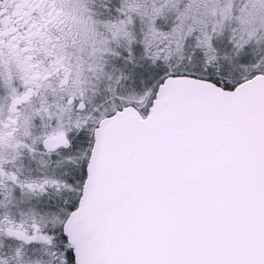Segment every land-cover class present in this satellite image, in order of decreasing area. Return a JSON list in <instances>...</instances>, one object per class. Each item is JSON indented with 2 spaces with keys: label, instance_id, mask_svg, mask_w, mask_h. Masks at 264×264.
I'll return each mask as SVG.
<instances>
[{
  "label": "snow or ice",
  "instance_id": "obj_1",
  "mask_svg": "<svg viewBox=\"0 0 264 264\" xmlns=\"http://www.w3.org/2000/svg\"><path fill=\"white\" fill-rule=\"evenodd\" d=\"M0 264H264V0H0Z\"/></svg>",
  "mask_w": 264,
  "mask_h": 264
}]
</instances>
